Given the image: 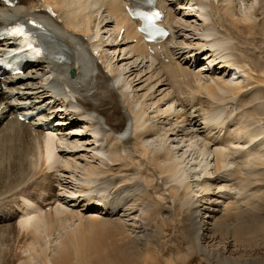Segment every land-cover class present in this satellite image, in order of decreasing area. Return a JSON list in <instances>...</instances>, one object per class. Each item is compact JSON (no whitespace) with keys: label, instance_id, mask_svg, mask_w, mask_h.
Returning a JSON list of instances; mask_svg holds the SVG:
<instances>
[{"label":"bare ground","instance_id":"1","mask_svg":"<svg viewBox=\"0 0 264 264\" xmlns=\"http://www.w3.org/2000/svg\"><path fill=\"white\" fill-rule=\"evenodd\" d=\"M44 2L0 0V25ZM167 2V62H147L121 0H52L62 60L0 78V264H264V0ZM209 38L228 60L192 69ZM52 90L70 102L55 125L69 114L83 136L15 118Z\"/></svg>","mask_w":264,"mask_h":264},{"label":"snow or ice","instance_id":"2","mask_svg":"<svg viewBox=\"0 0 264 264\" xmlns=\"http://www.w3.org/2000/svg\"><path fill=\"white\" fill-rule=\"evenodd\" d=\"M149 6H154L155 0H138ZM134 14L143 20V30L151 37L152 33L159 32L160 30L156 27V21L160 19V13L158 11H141L136 9ZM9 35L19 37L24 40L25 45L28 49L35 52L37 55L40 54V49L34 47L32 38L26 33L22 25L17 24L15 27L9 30Z\"/></svg>","mask_w":264,"mask_h":264},{"label":"rangeland","instance_id":"3","mask_svg":"<svg viewBox=\"0 0 264 264\" xmlns=\"http://www.w3.org/2000/svg\"><path fill=\"white\" fill-rule=\"evenodd\" d=\"M190 9V8H189ZM202 64V63H201ZM68 131V130H67ZM105 132L106 133H108V130L106 129L105 130ZM60 133H62V132H60ZM63 133L67 136V139H69V138H71V139H74V137H71L69 134H71V133H67V132H64L63 131ZM76 137H78V136H76ZM90 147H92V145L90 146ZM106 153H107V149H106ZM75 156H78V154H76ZM62 157V156H61ZM61 157L59 158V159H61ZM67 157L66 156H64L62 159L64 160V159H66ZM107 158H109L108 156H107ZM57 164H59V162L57 163ZM73 168V167H72ZM53 169H55V168H53ZM71 170V169H70ZM58 174H59V172H57ZM67 176H68V174H67ZM107 176H110V175H107ZM109 179V177H107V178H105L104 180L105 181H107ZM8 180V179H7ZM10 180V179H9ZM9 180L8 181H6V183H8L9 182ZM69 187H71V186H69ZM66 189H69V188H66ZM49 211V210H48ZM17 220H19L18 218H15V219H12L11 220V223H14V225L16 224V221ZM169 235H171V234H173V233H171V231L168 233ZM202 263H204L203 261H201ZM194 264V263H193Z\"/></svg>","mask_w":264,"mask_h":264}]
</instances>
